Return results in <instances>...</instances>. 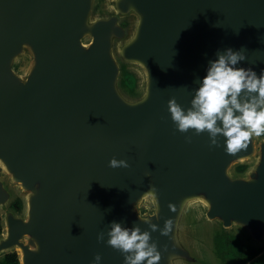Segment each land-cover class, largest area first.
<instances>
[{"label": "water", "instance_id": "water-1", "mask_svg": "<svg viewBox=\"0 0 264 264\" xmlns=\"http://www.w3.org/2000/svg\"><path fill=\"white\" fill-rule=\"evenodd\" d=\"M97 1L0 0V208L11 200L5 174L28 195L26 217L13 211L2 221L0 255L19 249L20 264H93L99 254L100 264H123L106 243L116 221L151 233L158 264H195L185 227L197 200L209 221L263 243L264 141L249 178L232 176L233 163L255 154V137L227 153L222 137L211 145L207 132H179L168 100L190 107L209 60L227 48L259 75L264 0H114L107 17L95 15ZM26 48L34 64L24 80L14 66ZM130 63L146 72L136 101L121 88ZM113 157L129 166L110 167ZM147 198L152 212L141 215Z\"/></svg>", "mask_w": 264, "mask_h": 264}, {"label": "clouds", "instance_id": "clouds-1", "mask_svg": "<svg viewBox=\"0 0 264 264\" xmlns=\"http://www.w3.org/2000/svg\"><path fill=\"white\" fill-rule=\"evenodd\" d=\"M245 60L241 50L231 48L218 51L209 60L206 73L194 90L190 107L184 108L175 98L168 100V112L175 128L181 133L207 132L211 145H218V137L224 138V150L234 153L247 146L251 137L264 135V69L259 75L252 68L239 66ZM190 142V137H186ZM110 167H128L124 159L109 160ZM153 190L155 186H152ZM175 211L174 205H169ZM157 211V205L154 210ZM172 219L165 222L161 235H169ZM153 231L156 225H151ZM106 243L119 250L123 264H158L160 251L151 233L139 226L123 227L112 221ZM104 233L97 236L103 240ZM101 256L94 257L93 264H100Z\"/></svg>", "mask_w": 264, "mask_h": 264}, {"label": "rangeland", "instance_id": "rangeland-1", "mask_svg": "<svg viewBox=\"0 0 264 264\" xmlns=\"http://www.w3.org/2000/svg\"><path fill=\"white\" fill-rule=\"evenodd\" d=\"M114 0H98L95 4L94 13L97 17H107L110 16L114 12L113 7ZM129 30L133 32L134 29V22L132 19L130 20ZM92 41L90 36H87L83 39V43L89 45ZM121 42L118 44V48L125 43ZM116 58L120 62L118 55ZM34 64V59L31 51L26 48L25 52L19 56L15 63V71L16 73L22 77V79H26L30 70L32 69ZM125 68L128 72L135 74L137 77V88L134 93L127 94L124 92L128 100L136 101L141 98L146 92L147 86V79H146V72L144 68L138 64L130 63L125 65ZM256 152L253 156L248 159H244L232 164L230 168V174L232 176H237L240 178H249V175L252 171H254L256 165L259 162L260 158V144L264 141V137H256ZM245 165L247 167V172L244 174H237L236 170L238 166ZM3 183L6 189L10 191L11 200L10 203L4 207L0 208V218L4 222L5 216L9 212H15L12 209V204L17 201L21 200L23 203V211L19 213L20 217H26V204H27V192L23 191L22 188L11 182V178L8 175H4ZM152 202L150 198L145 199L137 206V211L141 215H146L151 213L152 211ZM192 208L190 209L187 216L185 229L187 232H190L188 241V246L190 251L192 252L193 256L197 258V262L195 264H224L223 260L220 256H218L215 248V238L218 235H223L224 233H228L233 235L235 238L240 239L241 241L248 243L249 245H254V242L247 232L241 229L238 225H233L228 229H224L221 222L218 220L209 221L207 219L205 202L202 200H197L192 204ZM150 210V211H148ZM6 235V228L3 227V234L2 237ZM258 247L264 248V242L256 245ZM13 252H16L20 257V250L15 249ZM7 253H3L0 255V264L4 261V256ZM249 264H264V252L259 255L253 262Z\"/></svg>", "mask_w": 264, "mask_h": 264}, {"label": "trees", "instance_id": "trees-1", "mask_svg": "<svg viewBox=\"0 0 264 264\" xmlns=\"http://www.w3.org/2000/svg\"><path fill=\"white\" fill-rule=\"evenodd\" d=\"M137 81L135 74L128 72L126 69L123 70L121 88L125 93L131 96L137 88ZM261 137H264V135H261ZM236 172L237 174H244L247 172V167L245 165L238 166ZM12 209L17 213H21L23 211L22 201H15L12 204ZM2 234L3 223L0 218V237ZM215 248L224 264H249L264 252V248L249 245L228 233L216 236ZM2 264H20L18 254L16 252L6 254Z\"/></svg>", "mask_w": 264, "mask_h": 264}]
</instances>
